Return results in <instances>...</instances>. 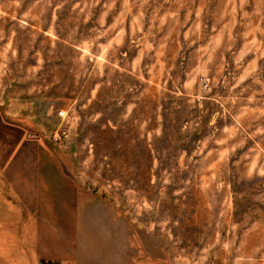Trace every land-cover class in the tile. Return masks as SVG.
Returning a JSON list of instances; mask_svg holds the SVG:
<instances>
[{"label": "rangeland", "instance_id": "374dc122", "mask_svg": "<svg viewBox=\"0 0 264 264\" xmlns=\"http://www.w3.org/2000/svg\"><path fill=\"white\" fill-rule=\"evenodd\" d=\"M0 264H264V0H0Z\"/></svg>", "mask_w": 264, "mask_h": 264}, {"label": "built area", "instance_id": "2783aa9c", "mask_svg": "<svg viewBox=\"0 0 264 264\" xmlns=\"http://www.w3.org/2000/svg\"><path fill=\"white\" fill-rule=\"evenodd\" d=\"M59 116L64 119L66 118V112L64 110L59 112ZM68 134H67V130L66 129H61L59 131H56L51 139L53 140L54 143H60L63 139L67 138Z\"/></svg>", "mask_w": 264, "mask_h": 264}]
</instances>
